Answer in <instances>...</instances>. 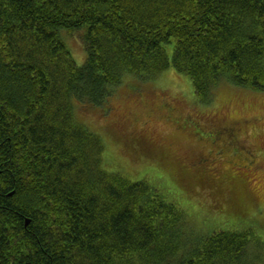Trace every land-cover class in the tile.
Wrapping results in <instances>:
<instances>
[{
	"label": "trees",
	"instance_id": "1",
	"mask_svg": "<svg viewBox=\"0 0 264 264\" xmlns=\"http://www.w3.org/2000/svg\"><path fill=\"white\" fill-rule=\"evenodd\" d=\"M164 74L203 101L221 84L264 93V0H0V264H253L247 210L223 189L210 209L233 227L206 233L108 166L93 119Z\"/></svg>",
	"mask_w": 264,
	"mask_h": 264
},
{
	"label": "rangeland",
	"instance_id": "2",
	"mask_svg": "<svg viewBox=\"0 0 264 264\" xmlns=\"http://www.w3.org/2000/svg\"><path fill=\"white\" fill-rule=\"evenodd\" d=\"M62 37L82 66L86 53L80 42L70 45ZM106 107L107 117L94 116L93 121L104 129L100 134L107 144L106 160L114 163H107L110 168L122 165L132 180L147 178L158 185L206 233L233 227L232 218L210 209L225 208L218 197L223 189L247 210L240 230L254 232L252 263L264 264V93L221 84L203 101L188 78L164 74L156 84H145L139 95L116 94ZM119 136L134 142L126 146L131 157L123 154ZM181 168L192 172L182 177L190 192L177 180Z\"/></svg>",
	"mask_w": 264,
	"mask_h": 264
}]
</instances>
